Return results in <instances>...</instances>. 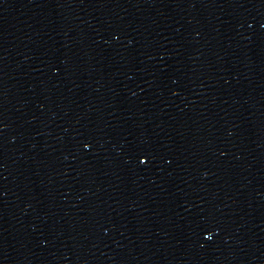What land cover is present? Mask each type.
I'll return each instance as SVG.
<instances>
[{"label":"water","instance_id":"1","mask_svg":"<svg viewBox=\"0 0 264 264\" xmlns=\"http://www.w3.org/2000/svg\"><path fill=\"white\" fill-rule=\"evenodd\" d=\"M0 264H264V0H0Z\"/></svg>","mask_w":264,"mask_h":264}]
</instances>
